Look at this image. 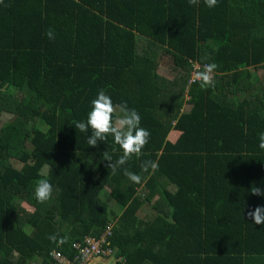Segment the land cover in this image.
Returning <instances> with one entry per match:
<instances>
[{"label":"trees","instance_id":"16d2710c","mask_svg":"<svg viewBox=\"0 0 264 264\" xmlns=\"http://www.w3.org/2000/svg\"><path fill=\"white\" fill-rule=\"evenodd\" d=\"M168 57L180 70L169 82L158 74ZM208 63L212 84L187 89ZM100 89L150 132L115 175L102 154H122L113 138L93 148L72 125ZM2 114L11 118L0 126V264L48 263L54 248L72 255L109 224L126 259L116 264H264V224L244 217L264 205L249 191L264 186V0H3ZM144 160L158 169L142 171ZM39 179L53 186L45 202Z\"/></svg>","mask_w":264,"mask_h":264},{"label":"clouds","instance_id":"9594fccd","mask_svg":"<svg viewBox=\"0 0 264 264\" xmlns=\"http://www.w3.org/2000/svg\"><path fill=\"white\" fill-rule=\"evenodd\" d=\"M3 0H0L2 3ZM190 5H196L199 0H188ZM207 7L212 8L216 6L217 0H204ZM49 39H54V31L49 29L45 32ZM217 65L215 63H208L203 67L195 66L192 72L187 89L192 83H199L203 89L213 82V73ZM190 97L186 96V101ZM91 107L86 115V120L77 121L74 124L75 129L87 134V145L93 148L98 147V142H105L108 136L113 138V142L119 146L122 154L118 159L113 160L112 155L103 151L104 161L107 163L105 167L111 170L115 175L120 166L125 165L132 157H139L142 155V149L148 143L150 132L140 126L141 117L139 113L129 108L127 102L121 101L119 104H114L111 97L106 94L104 89H100L90 101ZM90 133V134H89ZM258 147L264 150V132L259 135ZM116 149H113L115 151ZM141 170L155 171L159 165L153 160H144L141 162ZM124 174L134 183L141 182V176L125 169ZM250 193L254 196L264 197V186L257 187L255 184L251 185ZM53 193V186L47 179H39L36 182L34 189L35 198L39 202L49 200ZM245 219L251 221L253 224H264V205H257L254 208H249L244 212ZM49 240L56 242V235H50ZM59 243H64L61 239ZM50 256V253H49ZM39 258V257H38ZM35 260V259H33Z\"/></svg>","mask_w":264,"mask_h":264},{"label":"built area","instance_id":"2783aa9c","mask_svg":"<svg viewBox=\"0 0 264 264\" xmlns=\"http://www.w3.org/2000/svg\"><path fill=\"white\" fill-rule=\"evenodd\" d=\"M199 66V65H196ZM113 224L98 237H87L82 242L73 243V254H66L59 248L50 252L48 263L43 258L28 260V264H106L104 261L112 259L115 262L125 261V257L118 254L117 247L112 245Z\"/></svg>","mask_w":264,"mask_h":264},{"label":"crops","instance_id":"0c3cea01","mask_svg":"<svg viewBox=\"0 0 264 264\" xmlns=\"http://www.w3.org/2000/svg\"><path fill=\"white\" fill-rule=\"evenodd\" d=\"M116 14H113L112 18H114ZM119 18H126L123 14H121V16ZM140 35V34H138ZM141 38V37H140ZM141 43H144L145 46H152L153 44L150 42V40H143ZM161 53V51L159 52ZM158 53V54H159ZM162 56L166 57V55H163ZM159 62V67H158V74L163 78L165 79L167 82L169 81H172L177 75L178 73L180 72L179 69H176V66H175V63L171 60V59H161ZM256 72V75H259V73H261V71L257 72V70H253V72ZM163 85H168V84H163ZM190 110V106H186L184 107V111H189ZM181 135V132L178 131V130H172L168 136V141H170L171 143H175L179 137ZM49 166H45L43 171L44 173H47L48 172V168ZM46 170V172H45ZM30 231H31V228L29 227ZM104 263L106 264H116V262L112 259H109V260H106L104 261Z\"/></svg>","mask_w":264,"mask_h":264},{"label":"rangeland","instance_id":"374dc122","mask_svg":"<svg viewBox=\"0 0 264 264\" xmlns=\"http://www.w3.org/2000/svg\"><path fill=\"white\" fill-rule=\"evenodd\" d=\"M166 57H167V56H166ZM164 59H168V60H169V57H168V58H164ZM259 75L261 76V73H259ZM10 118H11V117H10V115H8V114H2V115L0 116V126H2V124H3L5 121L9 120ZM45 172H46V170H45ZM24 207H25L26 209H28L29 211H33V208H32L31 206L27 205V204H24ZM26 231L31 232L30 229H29V227H26Z\"/></svg>","mask_w":264,"mask_h":264}]
</instances>
